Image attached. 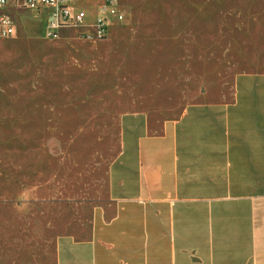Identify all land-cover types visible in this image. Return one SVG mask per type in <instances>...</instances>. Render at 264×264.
<instances>
[{
  "label": "crops",
  "instance_id": "crops-1",
  "mask_svg": "<svg viewBox=\"0 0 264 264\" xmlns=\"http://www.w3.org/2000/svg\"><path fill=\"white\" fill-rule=\"evenodd\" d=\"M18 1L3 11L14 37L1 46H32L45 37L47 11ZM21 52L0 78V126L20 121L40 136L41 78L17 75L13 62ZM218 93L184 103L172 117L122 113L105 197L69 231L46 214L57 205L56 186L27 183L40 168H0L7 183L0 190V264H264V71L237 72Z\"/></svg>",
  "mask_w": 264,
  "mask_h": 264
},
{
  "label": "rangeland",
  "instance_id": "rangeland-1",
  "mask_svg": "<svg viewBox=\"0 0 264 264\" xmlns=\"http://www.w3.org/2000/svg\"><path fill=\"white\" fill-rule=\"evenodd\" d=\"M70 5L92 24L62 28L58 37L35 39L32 46L0 42V78L23 49L15 71L35 80L40 74L43 89L40 136L20 121L0 126V154H12L0 159V168H40L41 176L27 183L56 186L57 205L46 214L58 216L59 231L86 222L105 197L122 113L172 117L188 101L219 98L235 73L264 71V0H113L124 17L111 21L105 37L92 27L102 0ZM13 88H23L21 77ZM2 183L7 187L0 181V190Z\"/></svg>",
  "mask_w": 264,
  "mask_h": 264
},
{
  "label": "built area",
  "instance_id": "built-area-1",
  "mask_svg": "<svg viewBox=\"0 0 264 264\" xmlns=\"http://www.w3.org/2000/svg\"><path fill=\"white\" fill-rule=\"evenodd\" d=\"M8 3L9 0H0V37H9L14 33L12 17L3 12ZM17 4L35 12L47 11L45 36L49 39L58 37L62 28L82 26L86 18L85 11L71 7L70 0H19ZM123 17V13L114 7L113 0H102L100 15L92 25L94 32L99 37H105L111 21L120 22Z\"/></svg>",
  "mask_w": 264,
  "mask_h": 264
}]
</instances>
